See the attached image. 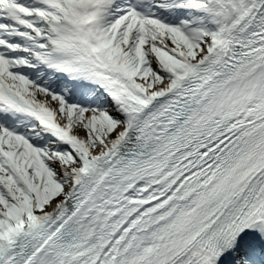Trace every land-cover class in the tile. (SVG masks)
<instances>
[{"label": "snow or ice", "instance_id": "6c2138e0", "mask_svg": "<svg viewBox=\"0 0 264 264\" xmlns=\"http://www.w3.org/2000/svg\"><path fill=\"white\" fill-rule=\"evenodd\" d=\"M0 264H264V0H0Z\"/></svg>", "mask_w": 264, "mask_h": 264}]
</instances>
